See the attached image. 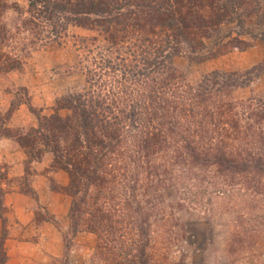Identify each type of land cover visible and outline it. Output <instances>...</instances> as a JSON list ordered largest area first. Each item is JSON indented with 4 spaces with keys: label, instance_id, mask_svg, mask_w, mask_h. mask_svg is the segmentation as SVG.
<instances>
[{
    "label": "trees",
    "instance_id": "16d2710c",
    "mask_svg": "<svg viewBox=\"0 0 264 264\" xmlns=\"http://www.w3.org/2000/svg\"><path fill=\"white\" fill-rule=\"evenodd\" d=\"M27 2L0 0V72L23 69L34 50L59 44L70 27L91 32L73 35L83 83L57 97L48 115L29 104L37 127L3 135L24 150L27 169L50 152L51 167L69 176L62 188L71 198L69 229L55 261L70 264L75 236L90 232V264H187L176 210L191 204L217 216L234 212L231 264L253 254L264 208V99L233 93L253 87L264 64L213 70L191 84L176 60L249 48L245 35L259 37L249 22H264L261 0ZM170 189L175 204L166 201ZM4 197L0 183V264L8 263Z\"/></svg>",
    "mask_w": 264,
    "mask_h": 264
},
{
    "label": "rangeland",
    "instance_id": "374dc122",
    "mask_svg": "<svg viewBox=\"0 0 264 264\" xmlns=\"http://www.w3.org/2000/svg\"><path fill=\"white\" fill-rule=\"evenodd\" d=\"M9 2L18 3L23 8L28 5L27 0H9ZM261 2L264 6V0ZM15 20L16 12L11 9L7 13V21L12 25ZM229 28L230 26H226V30ZM249 30L259 37L252 39L250 35H245L247 40L252 41V45L246 50L232 51L218 57L199 61L182 56L176 60V65L184 72L191 84H196L203 75L213 70L242 71L257 63L264 64V22L260 26L254 21L249 22ZM73 35L87 36L91 35V32L70 27L67 35L59 44L50 43L46 47L34 50L26 60L27 63L23 69L15 70L9 74L0 72V93L2 92L4 97L3 99L1 96L0 101H6L10 105L6 111L0 110V135L3 136L8 129L14 131L21 128L6 126L14 111L21 104H25L33 115L35 113L31 111L29 104L43 115H48L53 112L57 97L65 95L74 86L83 83L82 73L75 69L76 62L81 57L82 52L75 50ZM211 43L212 41L209 42V45ZM251 95L264 99V72L253 87L239 88L233 93L237 99H245ZM165 198L167 202L175 204L177 200L176 191L174 189L168 190L165 192ZM205 207L198 208L191 204L176 210L179 222L184 226V229H181L183 235L181 244L185 250L186 262L187 264H231L226 252V243L231 228L230 224L233 223L234 219V209L229 207L233 215L230 213L225 216H217ZM260 211H263V216L257 219L256 223L261 230V237L253 247V254L243 255V258L241 256L237 263L232 264H264V208ZM36 214L37 222L43 217L47 218L38 209ZM50 220L55 221V224L60 226V220L53 218ZM95 243L96 236L93 233L81 232L78 239L74 238L75 245L69 251V263L90 264ZM48 264H58V262L54 259Z\"/></svg>",
    "mask_w": 264,
    "mask_h": 264
},
{
    "label": "crops",
    "instance_id": "0c3cea01",
    "mask_svg": "<svg viewBox=\"0 0 264 264\" xmlns=\"http://www.w3.org/2000/svg\"><path fill=\"white\" fill-rule=\"evenodd\" d=\"M9 106L6 101H0L1 111ZM6 126H37V118L21 104ZM52 161V153L46 152L27 169L26 154L19 143L0 135V183L5 189L9 222L7 264H48L65 253L63 232L69 226L66 217L71 198L62 188L68 184L69 176L64 170L53 169ZM30 191L35 192V196ZM37 209L47 218L37 222ZM50 218L60 220V226Z\"/></svg>",
    "mask_w": 264,
    "mask_h": 264
}]
</instances>
